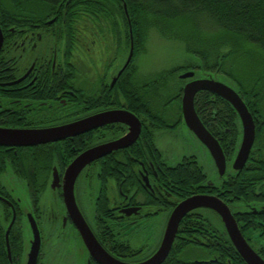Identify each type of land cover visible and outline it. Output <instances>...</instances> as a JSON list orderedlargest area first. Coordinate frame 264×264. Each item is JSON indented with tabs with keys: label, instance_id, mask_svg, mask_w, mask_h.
I'll use <instances>...</instances> for the list:
<instances>
[{
	"label": "flooded vegetation",
	"instance_id": "obj_1",
	"mask_svg": "<svg viewBox=\"0 0 264 264\" xmlns=\"http://www.w3.org/2000/svg\"><path fill=\"white\" fill-rule=\"evenodd\" d=\"M65 28L66 20L60 16L48 20L43 17L18 30L7 29L0 19V128L44 130L109 112H128L139 121L140 133L129 147L100 157L80 171L73 184L76 210H69L64 198L67 169L88 150L129 136V125L106 124L76 137L34 147H0V215L5 228L13 219L14 225L19 216V230L27 234L30 247L27 216L32 215L41 239L37 264H96L79 233L81 223L110 256L140 263L158 250L178 204L195 196H212L228 208L245 242L264 261V135L258 137L247 103L242 100L253 118L255 139L245 166L236 172L232 165L243 134L237 113L210 92H200L194 98L198 120L223 153L226 167L220 176L210 151L188 128L182 112L185 86L193 81L215 80L213 77L198 70L184 71L177 76L174 95L179 97L169 112L141 118L129 107V69L134 56L119 75L130 53L127 36L98 32L96 27H91L93 32L77 33H66ZM185 66L186 62L180 68ZM188 73L193 76L181 78ZM146 79H131L136 84L138 103ZM201 93L213 95L209 100L213 104L220 100V112L209 114V102L200 103L197 98ZM182 128L209 154L220 179L218 185L210 180L195 155L171 163V155L161 149L162 144L167 148L175 145ZM231 150L236 151L234 156ZM180 166L185 175L187 171L193 175L192 169L197 168L200 176L196 172L188 181L186 176L180 180L176 176ZM244 171L256 177L241 195L244 181L239 174ZM54 175L58 187L53 191ZM190 214L203 224L199 228L204 238H222L231 243L215 212L198 209ZM20 248L19 261L24 246Z\"/></svg>",
	"mask_w": 264,
	"mask_h": 264
},
{
	"label": "trees",
	"instance_id": "obj_2",
	"mask_svg": "<svg viewBox=\"0 0 264 264\" xmlns=\"http://www.w3.org/2000/svg\"><path fill=\"white\" fill-rule=\"evenodd\" d=\"M123 4L127 7L134 42L128 90L131 112L141 118L167 114L170 105L179 97L174 95L177 76L184 71L198 70L206 77L219 75L229 80L232 89L247 103L258 127V137L264 135V0H0V19L7 29L18 30L34 25L43 17L48 20L60 16L66 20V33L82 32V27L87 26L96 27L99 32L123 33L127 36L129 50V26ZM150 30L157 31L168 41H182L186 54L197 63L187 61L185 68H172L146 79L138 103L136 84L131 79L137 72L136 62ZM221 49L224 51L220 52ZM231 56L235 60L228 71L225 65ZM246 60L256 73L250 75L246 70H237ZM212 96L201 93L197 98L205 103ZM219 102L217 99L215 104L208 103L209 114L220 112ZM225 105L234 112L228 103ZM223 109L228 111L227 107ZM232 153L234 156L236 151L231 150ZM180 168L176 170L180 180L186 176L188 181L189 176L199 173L194 168L193 175L188 171L185 175V169ZM252 177L256 176L245 171L239 174L244 181L241 195L248 191ZM20 221L18 216L10 230L9 263L5 244L7 228L0 215V264H22V258L17 259L20 245L24 246L25 242V233L19 230ZM200 225L203 226L195 214L181 221L178 236L163 264H245L228 240L204 238Z\"/></svg>",
	"mask_w": 264,
	"mask_h": 264
},
{
	"label": "water",
	"instance_id": "obj_3",
	"mask_svg": "<svg viewBox=\"0 0 264 264\" xmlns=\"http://www.w3.org/2000/svg\"><path fill=\"white\" fill-rule=\"evenodd\" d=\"M123 9L129 26L131 48L129 57L119 75L129 65L133 57V33L126 4H123ZM1 40L2 37L0 31V43ZM192 76L193 73H188L183 75L181 78L187 79L191 78ZM204 91L210 92L230 104L241 121L243 132L242 142L232 165L234 171L240 172L242 171L248 160L255 139V125L253 118L240 96L228 85L212 79H204L193 81L185 86L182 98V112L185 123L188 128L192 132H194L196 137L210 151L220 176L224 174L226 167L223 153L216 140L205 130V128L198 120L194 109L195 96L198 93ZM113 123L129 125L131 127V134L111 144L88 150L87 152L81 154L66 171L65 179L67 184L65 185L64 189L65 202L69 210L70 208L76 210L73 196V184L77 175L89 163L95 161L100 157L108 155L113 151L127 148L136 140L140 133V124L133 114L128 112H109L63 127L44 130H19L0 128V147L20 148L56 143L67 138L82 135L100 126ZM51 187L53 191L58 187L56 175H54L53 177ZM198 209H208L220 216L225 225L233 247L245 264H264V261L260 257H258L245 242L228 208L217 198L212 196H195L186 199L178 204L168 219L165 232L158 250L151 258L140 263H127L110 256L98 244V242L96 241L88 227L84 225V223H81L79 225V233L82 237L85 247L89 252L90 258L96 264H163L167 259L169 253L171 252L172 245L174 243L181 221L188 214ZM27 218L30 223V238L32 236V239L30 240L29 247L28 240L25 236L22 264H37L41 246L40 233L32 215L29 214ZM13 221L14 219L7 227L5 232V244L9 263H11L9 234L13 225Z\"/></svg>",
	"mask_w": 264,
	"mask_h": 264
},
{
	"label": "rangeland",
	"instance_id": "obj_4",
	"mask_svg": "<svg viewBox=\"0 0 264 264\" xmlns=\"http://www.w3.org/2000/svg\"><path fill=\"white\" fill-rule=\"evenodd\" d=\"M82 28L84 32H87V30H89L88 32L94 31V29L90 28V26ZM177 41L178 42L168 41L167 39H164L157 31L150 30L146 36L144 50L142 51L140 57L136 62L137 72L135 76H140L145 79L151 78L163 71H167L175 67L180 68L185 62L192 61L189 58L196 60L195 58L186 54L185 44L180 40ZM223 51L224 50L221 49L220 52ZM234 60L235 57L231 56L226 61L225 67L228 71H230V66L232 67ZM237 70H246V73H250V75L256 73L254 72L255 70H252V67L248 60L241 62ZM212 77L217 80V82L223 83L225 85H230L229 87L231 88L233 87L229 80L224 77H221L219 75H212ZM161 149L166 151L168 155H171V163L178 162L183 156L195 155L200 164L203 166L204 170L207 172L210 180L214 181L217 185L220 183L219 177L213 170V165L209 154L201 147V145H199L198 142L194 141L190 137L186 128H182L179 131L177 142L175 143V145L167 148L162 144ZM20 194L22 195L21 192Z\"/></svg>",
	"mask_w": 264,
	"mask_h": 264
}]
</instances>
